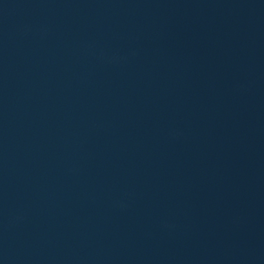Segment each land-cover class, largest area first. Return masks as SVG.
Segmentation results:
<instances>
[{
	"label": "water",
	"instance_id": "1",
	"mask_svg": "<svg viewBox=\"0 0 264 264\" xmlns=\"http://www.w3.org/2000/svg\"><path fill=\"white\" fill-rule=\"evenodd\" d=\"M264 70V0H198Z\"/></svg>",
	"mask_w": 264,
	"mask_h": 264
}]
</instances>
